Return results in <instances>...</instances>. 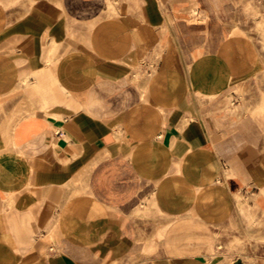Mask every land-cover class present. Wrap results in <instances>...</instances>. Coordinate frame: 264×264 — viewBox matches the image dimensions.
Listing matches in <instances>:
<instances>
[{"label": "crops", "instance_id": "0c3cea01", "mask_svg": "<svg viewBox=\"0 0 264 264\" xmlns=\"http://www.w3.org/2000/svg\"><path fill=\"white\" fill-rule=\"evenodd\" d=\"M254 48L219 0H0V264H229L203 227L264 190L222 104Z\"/></svg>", "mask_w": 264, "mask_h": 264}, {"label": "rangeland", "instance_id": "374dc122", "mask_svg": "<svg viewBox=\"0 0 264 264\" xmlns=\"http://www.w3.org/2000/svg\"><path fill=\"white\" fill-rule=\"evenodd\" d=\"M219 6L223 21L232 32L251 40L259 60L240 81L231 84L222 104L227 110L246 114L261 124L264 153V0H219ZM161 57V52L156 54L157 64L151 67V73L157 71ZM133 71L129 66L130 76ZM134 73L132 82L138 83L139 71ZM260 186H250L247 193L237 195L236 207L221 211L218 224L203 227V244H209L229 264H264V210L257 204L258 199L264 198V190L261 195L256 192Z\"/></svg>", "mask_w": 264, "mask_h": 264}, {"label": "bare ground", "instance_id": "6f19581e", "mask_svg": "<svg viewBox=\"0 0 264 264\" xmlns=\"http://www.w3.org/2000/svg\"><path fill=\"white\" fill-rule=\"evenodd\" d=\"M240 46V45H239ZM227 71V70H226ZM213 178V177H212Z\"/></svg>", "mask_w": 264, "mask_h": 264}]
</instances>
